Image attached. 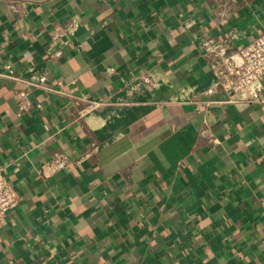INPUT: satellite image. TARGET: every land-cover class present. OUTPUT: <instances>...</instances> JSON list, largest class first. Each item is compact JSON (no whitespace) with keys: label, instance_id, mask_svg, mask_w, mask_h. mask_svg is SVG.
I'll use <instances>...</instances> for the list:
<instances>
[{"label":"crops","instance_id":"0c3cea01","mask_svg":"<svg viewBox=\"0 0 264 264\" xmlns=\"http://www.w3.org/2000/svg\"><path fill=\"white\" fill-rule=\"evenodd\" d=\"M216 1L0 0V264H264V100L207 95L198 49L264 30V0Z\"/></svg>","mask_w":264,"mask_h":264},{"label":"built area","instance_id":"2783aa9c","mask_svg":"<svg viewBox=\"0 0 264 264\" xmlns=\"http://www.w3.org/2000/svg\"><path fill=\"white\" fill-rule=\"evenodd\" d=\"M233 2L235 0H217L215 12L220 19H225L233 13ZM248 34L233 33L229 37L216 40L214 38L202 39L198 44V49L203 55L209 58V64L213 68L217 80L205 91L207 95H212L218 90L233 96L230 101L235 103L262 102L264 100L261 93V76L264 75V30L255 28V33ZM240 39L239 48H232L230 43ZM147 75H143L142 80L147 81ZM27 91L17 93L19 105L18 115L29 109L26 101ZM71 100L78 105L81 111L88 112L92 108L102 105V101L89 99L84 96H73ZM199 103L202 101H198ZM208 141L216 144V140L211 133L203 134ZM19 167L15 166L14 170ZM20 195L9 177L5 163H0V227L3 226L11 209L18 203ZM262 211L264 212V193L259 199Z\"/></svg>","mask_w":264,"mask_h":264}]
</instances>
